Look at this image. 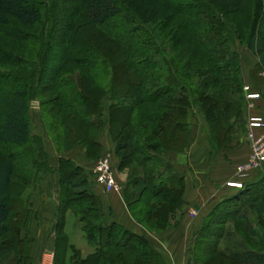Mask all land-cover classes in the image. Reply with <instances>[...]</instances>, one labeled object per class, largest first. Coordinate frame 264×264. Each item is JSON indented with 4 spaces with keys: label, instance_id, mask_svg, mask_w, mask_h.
I'll use <instances>...</instances> for the list:
<instances>
[{
    "label": "trees",
    "instance_id": "obj_1",
    "mask_svg": "<svg viewBox=\"0 0 264 264\" xmlns=\"http://www.w3.org/2000/svg\"><path fill=\"white\" fill-rule=\"evenodd\" d=\"M80 2L84 17L95 25L107 24L122 12V6L116 0H80ZM188 2L190 3L174 5V7L183 12L189 6L193 15L198 14L193 18V15L188 17L189 20L186 18V24L179 27L177 35L171 43L181 45L187 42L197 47V52L212 65L203 67L202 61L197 60L198 63L194 67L182 66L181 72L185 76L184 78L190 81L195 88L191 91L195 98L184 87L185 84L182 87L172 78L154 77L148 74L146 65L139 63L138 60L141 56L139 55L141 50H133L135 57L130 66H134L137 75L138 70L141 69L140 74L142 76L141 78H134L128 84L122 83L126 82L125 78L121 82L122 85H116L115 94H113V88L105 90L96 84L97 86H92L93 89L97 90V93L93 92L95 97L83 96L81 92L80 94L63 93L57 99L50 100L47 98L46 100L47 103L53 102L55 104L53 108L55 111L63 112V114L61 113L63 117L60 119L64 126L63 149L67 151L72 147L83 148L86 159L96 158L101 152L99 134L103 126L102 109H108L106 119L114 141V152L119 159V169L128 167L130 158L135 163L133 167H129L127 187L123 191L124 202L137 222L143 224L137 218V214L147 216L148 219H145L147 221L153 218L155 233L176 227L183 216L178 211L182 202L183 179L174 173L170 163L162 162L158 158V154L168 151L181 152L187 147L192 126L188 121V115L190 114V118H193L195 116L194 109L197 106L201 111L200 113L210 123L212 131H216V135L212 138L216 143V148L214 149L210 145L214 150L222 149L231 142L232 120L242 113V106L245 105L242 77L237 78L238 82L229 77L233 72L231 66L236 62L231 63L227 60L225 63L223 62L222 67L216 66L214 60L216 62V58L223 56V47L217 45L210 50L208 44L210 38L202 35L201 31L197 32L194 29L195 25L197 27V22H201V19L197 17L205 15L208 18V9L210 8L201 0ZM253 2V21L248 47L250 52L258 58L257 68L264 73V37L260 35L258 30V22L263 16L264 1L255 0ZM213 12L215 13L214 10ZM215 14H213V19L219 21L220 29L237 37L232 25L231 27L226 25L222 18H219V14ZM9 17L24 27L39 22L42 18V12L38 3L33 0H0V21H6ZM128 17L131 20L134 18ZM137 21L129 23L136 25L130 29L131 34H135L138 25L149 34L147 23H142L140 18ZM74 28L72 22L67 25L65 32L71 31L69 34H73ZM213 34L211 38L214 36L219 38V35H216L218 33ZM151 38L156 46L162 47L161 50L165 49L163 42L159 44L157 38L156 40L153 36ZM74 39L73 43H76V38L74 37ZM51 47L49 46L47 53L52 51ZM226 51L230 52L229 48ZM62 56V61L72 60L77 65L83 64L82 59L75 54L74 56L71 55L69 46H64ZM100 58L102 59V57ZM120 65L122 64L120 63ZM237 65H239L238 62ZM92 66L95 69L100 67L98 62L92 63ZM61 67L59 65L57 68ZM174 70L178 71V69ZM54 73H51V77H49L50 89L53 91L57 90L59 83ZM160 80L161 86L155 83L149 84L150 86L146 84V81L157 82ZM155 85L158 87L153 89ZM37 86V83L34 87L31 83H25L22 88H17L9 95L0 97V143L24 145L31 138V118L29 117L31 97L29 95L37 89ZM48 87V85L40 86L38 91ZM148 87L152 89H147ZM209 88L212 89V92L209 91ZM235 91L243 94L240 97L241 100L236 99ZM112 95L114 96L111 98ZM117 95H122V98L115 97ZM114 97L121 102L114 103ZM86 104L94 112L90 113L85 107ZM69 116L81 120L85 128H88L87 132L89 130L95 131L89 135L84 133V137L80 133L77 134L73 131V123L68 120ZM219 116H222L223 124L219 122L221 121ZM114 121H121L123 125L115 128L113 127ZM152 152L155 154L152 155ZM44 162L48 169L52 168L47 160L44 159ZM59 167H62V181L65 183L64 194L59 193L71 197L74 201H81L86 206L81 210V218L89 216L87 217L88 225L84 231L88 236L92 250L84 256L73 245H70L72 254L68 259H64L66 241L64 237H61L63 225L62 221L59 223L56 219L55 230L57 234H60L56 238L55 263L163 264L162 254L157 252L146 235L127 230L115 222H109V217L104 219L108 215H105L100 208L98 197L93 193L95 178L91 169L86 171L71 158H61ZM69 167H71V171L66 169ZM13 172L14 157L10 155L0 162V237L5 236L10 230L8 221L13 205L17 204L16 196L14 199L11 195ZM252 173L256 179H251L245 183L241 182V187H235L238 193L234 196H225V200L223 199L220 203H223L222 206L225 207L217 213L216 211L212 212L204 220L199 234L192 239L189 246V249H192L189 256L190 264H212L213 262H216L215 264H264V164ZM145 192L148 193L144 202ZM142 201L144 203L150 202V204L136 212V204ZM234 219H236V225L238 226L240 223L243 228L245 238L238 233L237 228L232 226ZM25 220L22 223H25ZM228 220L232 221L227 223ZM14 229L18 232V240L19 229L15 226ZM145 229L152 231L149 227ZM205 235L210 236L211 239L206 243L208 246L205 245L202 248ZM219 244L222 247H219ZM3 252L4 247L0 246V262L2 264H24L23 255L17 257L13 249L6 253ZM205 256L209 257L205 260ZM26 258L28 259V257Z\"/></svg>",
    "mask_w": 264,
    "mask_h": 264
},
{
    "label": "rangeland",
    "instance_id": "obj_2",
    "mask_svg": "<svg viewBox=\"0 0 264 264\" xmlns=\"http://www.w3.org/2000/svg\"><path fill=\"white\" fill-rule=\"evenodd\" d=\"M33 1L38 3L42 12V18L39 22L23 27L17 24L11 17L6 21H0V97L9 95L17 88H22L25 83H31L33 87L36 83L38 84L37 89L29 95L31 97L29 111V117L31 118V138L24 145L0 143V162L7 156L12 155L14 157L11 195L14 199L16 196L17 200H15L17 204L13 205L8 221L10 230L5 236L0 237V246L4 247L3 253L13 249L17 257L23 255L24 264H31L30 259L26 258L31 242L30 231L21 229L22 222L25 218V222L32 220L39 221L46 214L47 221L55 222L58 220L59 223L62 221L61 237H64L66 241L64 259H68L72 254V247L70 245H73L84 256L92 250V246L88 242V236L84 231V228L88 225L87 217L89 216L81 218V210L86 207L85 204L81 201H74L71 197L69 198V196H63L59 193L64 192L63 187L65 184L62 181V167H59L60 159H69L65 157V153L70 151L68 153L71 154L76 149H82L84 152L82 157H84L85 149L79 147H72L67 151L63 149L64 126L60 122V119L63 117V112L61 114L59 111H55L53 109L55 104L53 102L47 103V98L53 100L62 96L63 93L80 94V92L83 96L95 97L94 95L97 93V90L93 89L92 86L96 84L105 90H111L113 88V94H115L114 89L117 88L116 85H122V83L128 84L134 78H141L142 76L140 74L141 69L138 70L137 75L134 66H130L133 64L135 57L133 50H141L139 53L141 56H139V59H136L139 60V63H144V66L146 65V72L148 74L154 77L163 76L172 78L182 87L185 84L184 87L194 98L195 95L191 91L195 88L191 85L190 81L184 78L185 76L181 72L182 66L194 67L198 61H202L203 67L212 66L208 60L202 58L197 52V47L187 42L181 45H173L171 43L175 39L179 27L182 24H186V18L188 19V17L193 15V11L189 6H187L185 11L181 12L180 9L176 10L174 5L189 4L190 2L188 1L190 0H116L122 6V12L104 25L90 23L84 17L80 0ZM201 1L206 3L205 5L210 8L208 9L209 17L207 18L205 15L197 17L201 19V22L198 21L197 27L195 25L194 29L197 32L201 31L203 33L202 35L210 38L208 41L210 50L217 45L218 47H223V56L216 58V62L214 60V63L216 66L222 67L223 62L225 63L227 60L231 63L236 62V64L231 66L233 72L229 77L235 79L236 82H238V77H242V90L244 85L249 84L252 89H255L262 96L264 94V73L257 68L258 58L250 52L248 47L253 21V1L255 0ZM213 10L219 14V18H222L226 25L230 27L232 25L237 37L220 29L219 21L213 19V14H215ZM126 14L132 18L134 17L133 20ZM196 14L198 13H195L192 18L196 17ZM262 15L261 21L258 22V30L260 35L264 37V10ZM138 18L141 19L142 23H147L149 34L146 33V30L141 29L139 25L135 34H131L130 29L136 25L129 23H132V21L138 22ZM72 22L75 28L73 34H69L71 31L69 33L65 31L67 25ZM215 32L218 33L216 35H219L220 39L216 38V36L211 38ZM151 36L155 40L157 38L159 44L163 42L165 49L161 50L162 47L156 46ZM74 37L76 38V43H73L75 41ZM65 45L69 46L72 56L75 54V56L82 59V65H77L72 60L62 61V52ZM49 46H52V51L47 53ZM227 48H229L230 52H225ZM195 52L198 54L196 53L195 55ZM44 57L47 58L45 59ZM94 62H98L100 67L97 69L93 68V66L91 67V64ZM237 62L239 65H237ZM59 65L62 67L57 68ZM55 68H57L56 71H54ZM174 69H178V71ZM51 73H54L55 77L59 80L57 90L55 91L51 90V85H49ZM125 78L126 82H122ZM152 83L161 86V80L157 82L146 81L148 86ZM44 85H48L49 87L38 91L40 86ZM157 85L153 89L158 87ZM147 89L151 90L152 88L148 87ZM235 90L237 89L235 88ZM94 91L95 93H93ZM209 91L212 92V89L209 88ZM243 94L234 92L237 100ZM121 96L117 95L115 97L120 98ZM115 97L113 98L114 103H120L121 100L115 99ZM85 107L90 113L94 112L87 104ZM257 108L256 105V107L247 110L245 99V105L242 106V113L232 120L231 142L232 138L236 136L243 134L246 136L247 115L250 112L253 114ZM102 110L103 126L99 134V140L105 133L112 139L111 133L109 132L110 126L106 119L108 109ZM200 112L199 107H195V116L190 118L189 114L188 121L193 127L195 126L193 130L198 129L200 124H202L201 132L207 138L205 141L215 149L216 143H214L212 138L216 135V131H212L210 123L207 122L204 115ZM135 113H137V110H135ZM69 117L68 120L73 123V131L77 134L80 133L84 137V133H88L89 135L95 131L89 130L87 132L86 130L88 128H85L81 120L73 116ZM219 119L221 120L219 122L223 124L222 116H219ZM121 125H123L121 121H114L113 127L118 128ZM112 143L114 145L113 140ZM104 154H110L115 178L122 190L120 194L123 195V191L127 187V184H125L127 181L123 183L120 180L119 171L121 169H119V163L114 161L115 155L111 150L103 151L102 148L98 157H94L93 159H86L84 157V159L85 161L88 160L91 162L90 169L92 170L95 163ZM75 155V161H78L77 164L81 165V162H79L80 155ZM44 159L50 163L51 169L45 166ZM129 160L128 170L135 164L131 158ZM84 166L86 167V165ZM70 168L66 169L71 171ZM147 193L145 192L143 201L147 199ZM236 193L238 191L234 192L230 190L224 195L234 196ZM223 199L220 201H223ZM143 201L136 204V212L140 208L146 207L145 205L147 204L149 206L150 202L144 203L145 201ZM223 207L225 206L218 204L213 208V212L216 211L217 213ZM45 209L48 214L41 213ZM191 211L195 215L197 214V209H192ZM195 215L191 214L190 217H197ZM208 217L209 213L204 217V220ZM137 218L146 226L142 224L144 228L149 227L155 233L156 228H154L153 218L147 221L145 220L148 219L147 216L145 217L141 214H137ZM104 219H108V216H105ZM213 220H215V217H213ZM231 221L228 220L227 223ZM232 222V226L237 228L238 233L245 238L246 235L240 223L237 226L236 219ZM14 226L19 229L18 240V232L14 229ZM145 230L147 233L152 232L149 229ZM55 233L54 236L57 238V235L60 233L57 234L56 230ZM204 239L205 242L201 246L202 248L205 245L208 246L206 243L210 241L211 237L205 235ZM56 254L57 252L55 250L54 261ZM208 257L205 256V260ZM215 263L213 262L212 264Z\"/></svg>",
    "mask_w": 264,
    "mask_h": 264
},
{
    "label": "crops",
    "instance_id": "obj_3",
    "mask_svg": "<svg viewBox=\"0 0 264 264\" xmlns=\"http://www.w3.org/2000/svg\"><path fill=\"white\" fill-rule=\"evenodd\" d=\"M256 105L258 108L254 113L264 115V94L256 100ZM194 127L190 128L188 145L183 151H168L158 154V158L162 162L170 163L174 173L183 179L182 202L178 209L183 216L176 227L167 228L158 233H147L144 226L135 221L129 212L122 194L107 193L95 183L92 188L93 193L98 197L100 208L105 215H108L109 222H115L127 230L146 235L157 252L162 254L163 264H190L189 256L192 249H189V246L192 239L199 234L204 224V217L208 213L211 214L213 208L222 202L220 200L225 197L224 194L227 191L237 192V188L226 187V184L230 181L245 183L256 179L254 173L241 176L236 171L237 165L246 161L249 155L248 142L244 134L232 138L231 144L229 143L217 151L205 141L206 138L201 132L202 124L196 130H193ZM99 142L103 151L111 150L115 155L114 161L119 163L110 136L105 133ZM73 151L71 154L68 153L70 151L66 152L65 157L75 161V154H79L80 166L88 171L92 164L82 157L83 150ZM153 154L155 153L152 152ZM128 172L127 167L121 168L119 171L120 180L123 183L127 181ZM192 209H197L195 218L189 215ZM41 213L45 214L47 210L45 209ZM55 223L47 221L46 214L39 221L32 220L22 223L21 229L30 231L31 242L26 256L30 259L31 264H57L54 261L57 242L54 236L56 234ZM219 247L222 245L219 244ZM0 264L2 263L0 262Z\"/></svg>",
    "mask_w": 264,
    "mask_h": 264
},
{
    "label": "built area",
    "instance_id": "obj_4",
    "mask_svg": "<svg viewBox=\"0 0 264 264\" xmlns=\"http://www.w3.org/2000/svg\"><path fill=\"white\" fill-rule=\"evenodd\" d=\"M243 92L246 99L247 110L256 107V100L260 94L251 88L249 84L243 86ZM246 139L249 147V155L246 161L237 165L236 171L239 175L245 176L258 170L264 164V116L261 114L248 113L246 120ZM92 173L95 182L106 192L120 193L121 187L115 178V172L112 168L110 154H104L95 163ZM229 187H241V182H228ZM190 211V215H195Z\"/></svg>",
    "mask_w": 264,
    "mask_h": 264
}]
</instances>
